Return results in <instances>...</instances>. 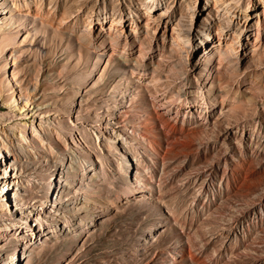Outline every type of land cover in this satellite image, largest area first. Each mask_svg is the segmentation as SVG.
I'll use <instances>...</instances> for the list:
<instances>
[{
  "label": "rangeland",
  "instance_id": "374dc122",
  "mask_svg": "<svg viewBox=\"0 0 264 264\" xmlns=\"http://www.w3.org/2000/svg\"><path fill=\"white\" fill-rule=\"evenodd\" d=\"M57 1L0 0V264H264V0Z\"/></svg>",
  "mask_w": 264,
  "mask_h": 264
},
{
  "label": "bare ground",
  "instance_id": "6f19581e",
  "mask_svg": "<svg viewBox=\"0 0 264 264\" xmlns=\"http://www.w3.org/2000/svg\"><path fill=\"white\" fill-rule=\"evenodd\" d=\"M58 1H59V0H58ZM58 1H57V2H58ZM62 1H63V0H62ZM62 1H59V3H61ZM67 1H68V0H65V1H63V2H67ZM69 1H73V0H69ZM85 1H87V0H81V3H83V2L86 3ZM29 105H30V104H29Z\"/></svg>",
  "mask_w": 264,
  "mask_h": 264
}]
</instances>
